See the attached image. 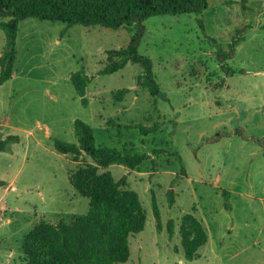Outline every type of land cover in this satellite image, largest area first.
<instances>
[{"label":"rangeland","instance_id":"374dc122","mask_svg":"<svg viewBox=\"0 0 264 264\" xmlns=\"http://www.w3.org/2000/svg\"><path fill=\"white\" fill-rule=\"evenodd\" d=\"M207 1L200 14L143 23L137 52L152 61L157 97L136 87L138 65L98 73L106 52L126 47L134 27L19 22L13 74L0 85V140L17 137L0 153V264H26L21 244L37 223H69L88 211L89 201L68 181L88 159L77 163L53 148L54 140L76 144V120L92 129L98 147L149 156L134 170L105 169L125 181L146 212L143 231L129 239L126 264H264V148L249 142L264 140V0ZM233 41L232 58L220 65L217 47L229 53ZM3 48L0 30V56ZM78 71L89 79L87 107L70 80ZM119 91L126 94L116 102ZM154 124L155 134L140 135L139 127ZM186 214L207 236L190 262L179 237Z\"/></svg>","mask_w":264,"mask_h":264},{"label":"trees","instance_id":"16d2710c","mask_svg":"<svg viewBox=\"0 0 264 264\" xmlns=\"http://www.w3.org/2000/svg\"><path fill=\"white\" fill-rule=\"evenodd\" d=\"M207 7V0H0V30L4 35L0 85L9 81L13 74L19 22L36 19L59 22L66 29L75 25L112 31L134 27L135 32L126 47L106 52L105 64L98 73L111 75L124 69L128 63L138 65L143 72L135 80L136 87L147 90L151 97H157L160 89L153 75L152 61L137 52L144 31L143 23L151 17L196 15ZM235 46L233 41L229 45V53L217 47L220 65L232 58ZM223 70L229 76L236 74L233 70ZM70 80L81 105L87 107L86 86L89 79L83 71H78L71 75ZM125 94V91L117 92L114 100L121 102ZM159 129L157 124L138 128L141 136L153 135ZM73 131L76 144L54 140L53 148L60 155L71 156L77 163L81 161L79 157L88 159L89 162H81L68 172L71 187L89 201L88 211L73 217L69 223L41 221L34 225L21 244L23 261L26 264H126L129 239L143 231L146 212L138 195L126 188L125 181H115L105 169L121 165L134 170L149 156L96 146L92 129L79 120L74 122ZM236 134L244 138L241 131ZM16 141L17 137L13 135L1 139L0 153L6 151L9 143ZM249 142L264 148V140L250 138ZM173 156L179 157L178 153ZM181 172H184L183 168ZM3 185L0 181V186ZM171 196L169 191L170 206L173 204ZM152 212L159 232L160 215L154 199ZM168 233L172 235V225L168 227ZM179 237L184 259L189 262L198 258V249L207 242L201 222L191 214L180 219Z\"/></svg>","mask_w":264,"mask_h":264},{"label":"crops","instance_id":"0c3cea01","mask_svg":"<svg viewBox=\"0 0 264 264\" xmlns=\"http://www.w3.org/2000/svg\"><path fill=\"white\" fill-rule=\"evenodd\" d=\"M9 188H11L10 190H12V191H14V190H15V188H13L12 186H11V187H9ZM5 189H7V188H5ZM2 207L4 208L5 206H1V207H0V209H1ZM198 257H199V256H198Z\"/></svg>","mask_w":264,"mask_h":264}]
</instances>
